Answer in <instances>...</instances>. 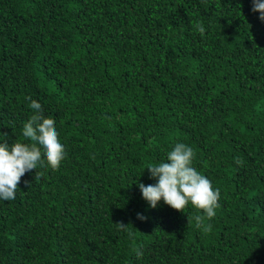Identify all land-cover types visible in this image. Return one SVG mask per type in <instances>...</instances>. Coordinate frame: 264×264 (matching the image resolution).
Segmentation results:
<instances>
[{
    "label": "trees",
    "instance_id": "16d2710c",
    "mask_svg": "<svg viewBox=\"0 0 264 264\" xmlns=\"http://www.w3.org/2000/svg\"><path fill=\"white\" fill-rule=\"evenodd\" d=\"M252 9L0 0V141L28 142L37 100L66 149L0 199V264H264V20ZM177 142L220 190L210 232L191 219L202 210L153 208L138 187Z\"/></svg>",
    "mask_w": 264,
    "mask_h": 264
},
{
    "label": "clouds",
    "instance_id": "9594fccd",
    "mask_svg": "<svg viewBox=\"0 0 264 264\" xmlns=\"http://www.w3.org/2000/svg\"><path fill=\"white\" fill-rule=\"evenodd\" d=\"M254 12L260 13L264 20V2L253 0ZM201 37L205 34L202 23L195 25ZM32 114L23 125L22 136L28 142L16 141L9 143L6 139L0 141V199L14 200L21 178L26 172L36 170L43 166L46 158L47 165L53 170L60 167L66 157L65 145L60 142V135L56 129V121L45 116L41 103L32 100L30 104ZM196 153L192 147L183 142H177L172 150L167 152L166 161L158 164H149L146 168L150 177L156 178L155 184L145 185L138 183L142 197L149 205L155 208L161 199L173 209L185 212L184 209L191 204L194 208L202 210L204 215L191 218L196 222L197 228L210 232L212 225H205V220H211L219 207L220 190L213 188L210 179L193 166ZM243 165L239 158L235 161ZM138 218L145 219L141 214ZM190 218L188 216V223ZM118 228L128 231V225L122 221L116 223ZM130 237L133 236L128 232ZM138 257L143 253L136 250Z\"/></svg>",
    "mask_w": 264,
    "mask_h": 264
}]
</instances>
